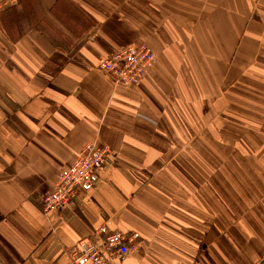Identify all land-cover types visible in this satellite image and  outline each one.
<instances>
[{
	"label": "crops",
	"instance_id": "crops-1",
	"mask_svg": "<svg viewBox=\"0 0 264 264\" xmlns=\"http://www.w3.org/2000/svg\"><path fill=\"white\" fill-rule=\"evenodd\" d=\"M157 54L135 87L99 61ZM95 187L42 197L87 143ZM118 264H264V0H0V264H72L98 226Z\"/></svg>",
	"mask_w": 264,
	"mask_h": 264
},
{
	"label": "built area",
	"instance_id": "built-area-1",
	"mask_svg": "<svg viewBox=\"0 0 264 264\" xmlns=\"http://www.w3.org/2000/svg\"><path fill=\"white\" fill-rule=\"evenodd\" d=\"M157 61V54L146 43H132L122 50L99 61L97 69L107 74L116 85L135 87L146 77ZM112 149L98 142L87 143L73 160L59 172L53 188L42 197L43 211L73 202L82 191H89L99 180L101 168L110 157ZM140 234L115 231L107 224L79 241L70 251L72 264H118L137 247Z\"/></svg>",
	"mask_w": 264,
	"mask_h": 264
},
{
	"label": "rangeland",
	"instance_id": "rangeland-1",
	"mask_svg": "<svg viewBox=\"0 0 264 264\" xmlns=\"http://www.w3.org/2000/svg\"><path fill=\"white\" fill-rule=\"evenodd\" d=\"M109 57V56H108ZM106 58V57H105ZM111 78V77H110ZM114 82V81H113ZM116 85V84H115ZM120 86V85H119Z\"/></svg>",
	"mask_w": 264,
	"mask_h": 264
}]
</instances>
